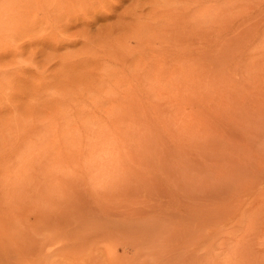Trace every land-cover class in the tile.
Wrapping results in <instances>:
<instances>
[{"label": "rangeland", "instance_id": "obj_1", "mask_svg": "<svg viewBox=\"0 0 264 264\" xmlns=\"http://www.w3.org/2000/svg\"><path fill=\"white\" fill-rule=\"evenodd\" d=\"M0 264H264V0H0Z\"/></svg>", "mask_w": 264, "mask_h": 264}]
</instances>
